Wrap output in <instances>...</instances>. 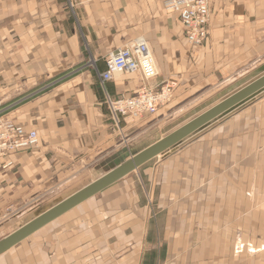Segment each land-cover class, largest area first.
<instances>
[{
	"label": "crops",
	"instance_id": "1",
	"mask_svg": "<svg viewBox=\"0 0 264 264\" xmlns=\"http://www.w3.org/2000/svg\"><path fill=\"white\" fill-rule=\"evenodd\" d=\"M209 29L191 47L163 0H0V114L40 136L10 157L15 167L0 162V228L85 173L118 166L124 143L137 144L104 104L139 84L122 74L101 83L110 53L144 37L160 74L152 83L176 80L184 99L264 63V0L215 1ZM218 121L194 147L145 170L159 191L167 264H264V97L210 123ZM130 176L9 248L0 264H145L153 236L140 177Z\"/></svg>",
	"mask_w": 264,
	"mask_h": 264
},
{
	"label": "rangeland",
	"instance_id": "2",
	"mask_svg": "<svg viewBox=\"0 0 264 264\" xmlns=\"http://www.w3.org/2000/svg\"><path fill=\"white\" fill-rule=\"evenodd\" d=\"M261 75H264V63L261 64L259 63V65H257L256 68L252 69L251 73H248L243 77H240L239 79H237V81L223 82L215 86L209 85L203 91L196 92L194 96L185 99L183 95L177 94L180 86L178 84L174 98L170 102L165 104V106L161 107L155 115L147 116L148 118H146L144 121L141 120L140 122L139 121L133 123H128L127 121L123 122L124 123L123 126L126 125L130 127V128L128 127V130L132 134L131 136L132 137L136 136V138L138 137L136 141L137 144L134 143L135 146L130 145L127 148V146L125 145H128L129 143L127 141L126 143H124L123 161L135 155L137 151H140L145 147L151 145V143L159 140L160 138L165 137L167 134H169V132L179 128L181 125L194 119V117L197 116L198 114L208 110L210 107L216 105L224 98L228 97L232 93L236 92L239 88H241L245 84H248L249 82H252L253 79ZM122 76L126 78H133V77L138 78L139 84L136 90L142 85L141 78L136 74H132V75L122 74ZM261 96L262 98L264 97V89L259 91L255 95H252V98H248V100H244L245 102L238 104V106H236L234 109H231L234 111H227V113L224 114H231L233 112L238 113L239 111L244 109L246 105L252 104L253 102H260ZM104 104L109 110V106L107 105L106 100L104 101ZM9 117L17 121V119H15L14 116H9ZM223 119L224 118H222V120L220 121H223ZM219 123H220L219 121L214 124L210 123L209 125L203 127L202 129H199L198 131L195 132L194 136H190L186 140H183L179 145L174 146L173 147L174 151L171 149L172 151L169 150L168 152H166V154H161V156L152 158L151 161L141 166L139 169H137V171L131 173L130 177L133 176L137 177L138 175L140 177L138 178L137 188L139 189L140 192H142L144 199V206L145 209L147 210L145 215V221H148L150 223V228H151L150 231L147 232L148 235L147 237L153 236V240L151 239V242L147 243L146 247H144L145 255L143 258L144 261L143 263L167 264L165 262V257L169 254V250H170L169 246L164 241L163 230L160 229L159 217H160L161 209L157 205L159 191L157 189L156 183L154 184L153 181L152 183L150 182L148 174H145V170L148 167L152 168L154 167V165L157 166L159 161L163 160L167 155L170 154L175 155L180 153L181 150H186L190 147H194L193 142L195 141L196 138L203 137V135L206 134L209 131V129L217 126ZM24 126L28 129L33 128L32 125H24ZM129 137L125 136L124 140L126 139L128 140ZM177 150L179 151L178 153H176ZM193 152L194 151H192V153ZM108 170L110 169L101 168L100 170L94 171L91 174L89 172L85 173L84 178H80V180L78 179L75 183L69 184L68 186L62 187L60 190H58L59 196L53 197L50 195L47 198L42 199V201H40L39 203H36V205H29L26 209H24L25 211L24 210L22 211L21 214L13 215L14 217H12V215H8L4 220L3 223L4 227L1 226L4 229L2 230V228H0V233L12 227L16 228L22 223H26L27 221H29V219H33L41 211L45 210L46 208H50L53 203L61 199H65V197L71 195L74 190L79 189L80 186L87 184L89 182L91 183V181L94 180V177H96V175H99L104 172H108ZM152 175H154V170L152 171ZM24 212L26 213L24 214ZM19 215L22 218L18 219Z\"/></svg>",
	"mask_w": 264,
	"mask_h": 264
},
{
	"label": "built area",
	"instance_id": "3",
	"mask_svg": "<svg viewBox=\"0 0 264 264\" xmlns=\"http://www.w3.org/2000/svg\"><path fill=\"white\" fill-rule=\"evenodd\" d=\"M163 1L167 11L179 15L188 44L193 48L204 45L210 31L211 6L217 0ZM105 61V71L98 73L102 84L114 80L120 74H138L142 81L134 94H122L119 98L107 95L106 103L118 125L122 121L133 123L155 115L174 98L178 87L176 80L152 83L160 74L151 47L144 37L110 53ZM39 143L37 128L28 129L9 116L0 114V162L3 169L15 167L10 158L12 155L22 150L35 149Z\"/></svg>",
	"mask_w": 264,
	"mask_h": 264
},
{
	"label": "water",
	"instance_id": "4",
	"mask_svg": "<svg viewBox=\"0 0 264 264\" xmlns=\"http://www.w3.org/2000/svg\"><path fill=\"white\" fill-rule=\"evenodd\" d=\"M263 89L264 75L252 80L251 83L243 86L237 92L224 98L208 110L198 114L194 119L169 132L165 137L138 151L118 166L108 170V172L98 177V179H95L93 182L81 187L80 190L52 205L48 210L39 213L36 217L24 223L20 228L0 239V255L8 251L9 248L21 243L22 240L37 232V230L52 220L78 206L81 202L94 197V195L108 188L110 185L122 180L123 177L137 171L141 166L151 161L152 158L166 153L167 150L180 144L181 141L194 135L196 131L208 125L211 121L219 118L225 112L235 108L238 104Z\"/></svg>",
	"mask_w": 264,
	"mask_h": 264
}]
</instances>
